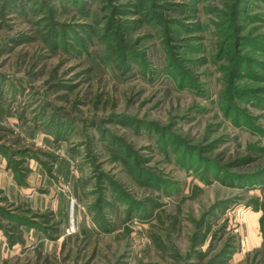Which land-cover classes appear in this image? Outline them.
Listing matches in <instances>:
<instances>
[{"label":"rangeland","instance_id":"1","mask_svg":"<svg viewBox=\"0 0 264 264\" xmlns=\"http://www.w3.org/2000/svg\"><path fill=\"white\" fill-rule=\"evenodd\" d=\"M0 264H264V0H0Z\"/></svg>","mask_w":264,"mask_h":264}]
</instances>
